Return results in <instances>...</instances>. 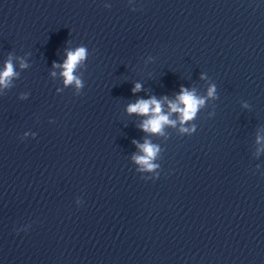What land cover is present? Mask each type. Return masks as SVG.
Masks as SVG:
<instances>
[{
  "label": "clouds",
  "instance_id": "1",
  "mask_svg": "<svg viewBox=\"0 0 264 264\" xmlns=\"http://www.w3.org/2000/svg\"><path fill=\"white\" fill-rule=\"evenodd\" d=\"M86 57V49L79 48L74 52H69L67 54V59L63 65L64 72L63 76L65 77V83H71L75 77L73 76L74 68L77 64ZM23 66V65H22ZM55 66V65H54ZM14 75V69L11 62H8L5 65V69L3 72H0V85H7L8 79ZM79 85V81H76ZM140 85L137 84L133 89L134 92L140 90ZM215 89L214 87L209 88L208 95L212 96ZM179 104L183 105V108L179 107L177 103H171L170 108L173 112H179L181 114L182 121L191 120L200 105L204 103L202 99H197L195 95L188 91L187 89H181V94L178 96ZM129 113L136 114H151L150 118L145 120L141 125L144 131H149L152 133H158L161 131L162 127L166 123H170L168 116L162 114L161 104L155 98H151L149 100H139L135 104H130L128 106ZM174 123V122H173ZM144 156L136 157L135 159L141 165H143L146 169H153L155 165L151 164L150 161L156 155L158 149L156 146L148 143L147 141L139 146Z\"/></svg>",
  "mask_w": 264,
  "mask_h": 264
}]
</instances>
